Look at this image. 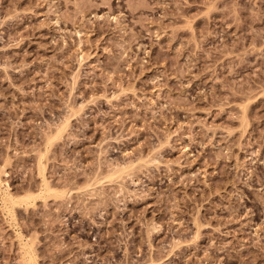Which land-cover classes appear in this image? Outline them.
Listing matches in <instances>:
<instances>
[{"label": "rangeland", "instance_id": "374dc122", "mask_svg": "<svg viewBox=\"0 0 264 264\" xmlns=\"http://www.w3.org/2000/svg\"><path fill=\"white\" fill-rule=\"evenodd\" d=\"M0 264H264V0H0Z\"/></svg>", "mask_w": 264, "mask_h": 264}, {"label": "bare ground", "instance_id": "6f19581e", "mask_svg": "<svg viewBox=\"0 0 264 264\" xmlns=\"http://www.w3.org/2000/svg\"><path fill=\"white\" fill-rule=\"evenodd\" d=\"M42 165L43 164H41V167H40V169H44V166H43V168H42ZM45 170V169H44ZM43 172V171H42ZM45 173V172H44ZM43 175V174H42ZM43 183H44V185H43V189H44V191L46 192V193H49V192H51V187H50V183H49V181L46 179V177H45V175H44V178H43ZM41 192H43V191H41ZM44 193V192H43ZM8 194V193H7ZM7 194H5L4 196H5V202H8V201H13V202H15L17 199V197L16 198H14L13 196V198L11 197V195L9 196V195H7ZM41 195V194H40ZM28 197H31V194H30V196L29 195H27ZM23 197V196H22ZM48 197V196H47ZM13 199H16V200H13ZM25 199V201L28 199H26V197L24 198ZM30 199V198H29ZM20 201H24V200H22V199H20V200H17L16 202H18V203H22V202H20ZM31 201V200H30ZM26 202H29V201H26ZM12 203V202H11ZM14 204V203H13ZM15 204H17V203H15ZM21 205V204H20ZM31 207V206H30ZM17 209V208H16ZM26 244V243H25ZM28 245V244H27ZM32 254H33V252H32Z\"/></svg>", "mask_w": 264, "mask_h": 264}]
</instances>
